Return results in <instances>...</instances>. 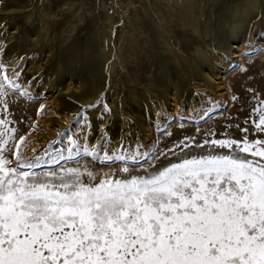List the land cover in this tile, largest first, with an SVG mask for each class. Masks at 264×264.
<instances>
[{
  "label": "rangeland",
  "instance_id": "obj_1",
  "mask_svg": "<svg viewBox=\"0 0 264 264\" xmlns=\"http://www.w3.org/2000/svg\"><path fill=\"white\" fill-rule=\"evenodd\" d=\"M252 4L250 0H0V78L6 75L19 85L4 82L7 106L0 104V119L16 129V143L25 137L21 153L26 160L47 158L48 153L67 155L71 141L77 140L99 146L101 154H148L147 161L139 157L136 174H143L140 165L152 171L187 156L207 154L209 145L176 148L175 154L168 151L189 137L198 144L245 136L249 141L264 140L254 123L257 110L264 108V23L251 24L235 53L220 50L207 29L210 22L218 28L231 7ZM28 28L32 30L26 42L22 39ZM99 33L104 38L98 41ZM89 43L99 44L108 57L99 81L91 71L92 75L84 74V87L96 85L94 98L83 100L82 84L67 89L69 81L61 80L60 67L69 49L87 48ZM194 58L205 61L199 78L191 68ZM75 68L88 72L86 65ZM163 72L172 82L185 79L182 95L156 97L151 85ZM105 105L110 111L104 110ZM9 158L15 167V156ZM77 160L89 162L97 171L111 169L118 177L124 175L118 171L119 161L100 163L84 156ZM61 165L76 166V161L45 164L35 171Z\"/></svg>",
  "mask_w": 264,
  "mask_h": 264
},
{
  "label": "snow or ice",
  "instance_id": "obj_2",
  "mask_svg": "<svg viewBox=\"0 0 264 264\" xmlns=\"http://www.w3.org/2000/svg\"><path fill=\"white\" fill-rule=\"evenodd\" d=\"M5 81L19 85L0 78L6 107ZM257 111L264 133V108ZM9 123L0 119V264H264V140L189 137L168 151L209 145L207 154L152 171L140 165L136 174L148 154H101L77 140L67 155L26 160L25 137L16 143ZM81 156L119 161L124 175L81 164ZM61 161L76 166L35 171Z\"/></svg>",
  "mask_w": 264,
  "mask_h": 264
},
{
  "label": "bare ground",
  "instance_id": "obj_3",
  "mask_svg": "<svg viewBox=\"0 0 264 264\" xmlns=\"http://www.w3.org/2000/svg\"><path fill=\"white\" fill-rule=\"evenodd\" d=\"M253 3L250 6L245 8H239L238 6L231 7L226 14H224L218 23V28L213 26V22H210L207 26V29L210 31V34L214 36V42L220 50H223L228 53H235V49L240 48L245 37V31L249 29L253 22L257 21V24L264 23V3L261 4L259 0H250ZM214 27V28H213ZM31 28H28L23 34L24 41L28 42L30 40ZM34 31V30H33ZM32 31V33H33ZM103 33L97 35L98 41L103 39ZM11 50L15 51L17 48L14 44H11ZM108 57V53L100 51L99 44L89 43L88 47L85 48L82 45H78L74 48L69 49L65 53L63 67L67 64V68L64 70L63 67H60V71L63 70L64 75H62L61 80H68L69 83L65 85L67 89L78 88L77 83H81L82 86L85 85L84 74H91V71L94 74L95 80L99 81L102 71H103V62ZM80 65H86L88 72L78 71L75 66L79 67ZM192 71L195 77H201L202 71L205 67V61L201 58H194L192 60ZM164 69H167L166 64H164ZM73 75H70L72 74ZM92 75V74H91ZM160 79L154 84L151 85L152 91L156 92V97L159 99L176 98L177 95H182L185 89V79H180L178 82H172L171 79L166 76L163 72ZM93 77V76H92ZM76 83V84H75ZM75 84V85H73ZM96 83H94V86ZM93 89H88L83 86L82 95L83 100H88L89 98H94L95 87ZM62 102L64 103V98L62 97ZM141 121V119H140ZM146 122L142 121V127L145 128ZM114 136H118L116 129L114 131Z\"/></svg>",
  "mask_w": 264,
  "mask_h": 264
}]
</instances>
